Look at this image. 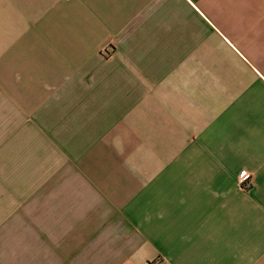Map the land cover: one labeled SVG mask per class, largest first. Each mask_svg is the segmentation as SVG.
<instances>
[{
    "label": "crops",
    "instance_id": "obj_1",
    "mask_svg": "<svg viewBox=\"0 0 264 264\" xmlns=\"http://www.w3.org/2000/svg\"><path fill=\"white\" fill-rule=\"evenodd\" d=\"M0 264H264V0H0Z\"/></svg>",
    "mask_w": 264,
    "mask_h": 264
},
{
    "label": "built area",
    "instance_id": "obj_2",
    "mask_svg": "<svg viewBox=\"0 0 264 264\" xmlns=\"http://www.w3.org/2000/svg\"><path fill=\"white\" fill-rule=\"evenodd\" d=\"M240 182L244 188H250V176L247 173L240 175Z\"/></svg>",
    "mask_w": 264,
    "mask_h": 264
}]
</instances>
